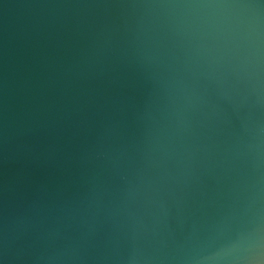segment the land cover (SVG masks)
I'll return each instance as SVG.
<instances>
[{
  "label": "water",
  "instance_id": "water-1",
  "mask_svg": "<svg viewBox=\"0 0 264 264\" xmlns=\"http://www.w3.org/2000/svg\"><path fill=\"white\" fill-rule=\"evenodd\" d=\"M0 264H264V0H0Z\"/></svg>",
  "mask_w": 264,
  "mask_h": 264
}]
</instances>
